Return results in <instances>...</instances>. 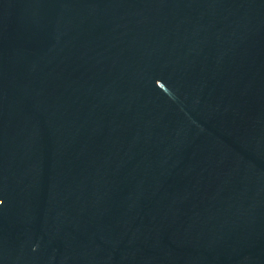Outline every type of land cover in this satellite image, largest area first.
Masks as SVG:
<instances>
[{"label": "water", "instance_id": "95a60500", "mask_svg": "<svg viewBox=\"0 0 264 264\" xmlns=\"http://www.w3.org/2000/svg\"><path fill=\"white\" fill-rule=\"evenodd\" d=\"M0 264H264V0H0Z\"/></svg>", "mask_w": 264, "mask_h": 264}]
</instances>
